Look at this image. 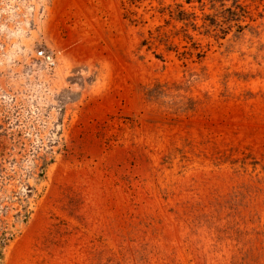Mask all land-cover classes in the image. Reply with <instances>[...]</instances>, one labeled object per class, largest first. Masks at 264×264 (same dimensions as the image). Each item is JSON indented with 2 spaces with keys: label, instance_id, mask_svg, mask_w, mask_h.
I'll use <instances>...</instances> for the list:
<instances>
[{
  "label": "rangeland",
  "instance_id": "1",
  "mask_svg": "<svg viewBox=\"0 0 264 264\" xmlns=\"http://www.w3.org/2000/svg\"><path fill=\"white\" fill-rule=\"evenodd\" d=\"M0 264H264V0H0Z\"/></svg>",
  "mask_w": 264,
  "mask_h": 264
},
{
  "label": "built area",
  "instance_id": "2",
  "mask_svg": "<svg viewBox=\"0 0 264 264\" xmlns=\"http://www.w3.org/2000/svg\"><path fill=\"white\" fill-rule=\"evenodd\" d=\"M38 57L45 60L46 63L50 66H54L55 65V61L54 58L52 57V55H49L45 50L39 51L38 52Z\"/></svg>",
  "mask_w": 264,
  "mask_h": 264
}]
</instances>
